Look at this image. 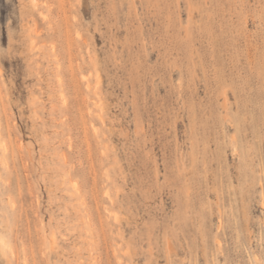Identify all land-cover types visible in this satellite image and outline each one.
I'll list each match as a JSON object with an SVG mask.
<instances>
[{
  "label": "rangeland",
  "instance_id": "obj_1",
  "mask_svg": "<svg viewBox=\"0 0 264 264\" xmlns=\"http://www.w3.org/2000/svg\"><path fill=\"white\" fill-rule=\"evenodd\" d=\"M0 264H264V0H0Z\"/></svg>",
  "mask_w": 264,
  "mask_h": 264
},
{
  "label": "bare ground",
  "instance_id": "obj_2",
  "mask_svg": "<svg viewBox=\"0 0 264 264\" xmlns=\"http://www.w3.org/2000/svg\"><path fill=\"white\" fill-rule=\"evenodd\" d=\"M73 75V74H72Z\"/></svg>",
  "mask_w": 264,
  "mask_h": 264
}]
</instances>
